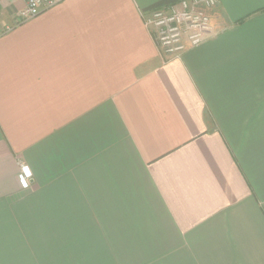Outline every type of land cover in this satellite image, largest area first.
Here are the masks:
<instances>
[{
  "label": "crops",
  "instance_id": "1",
  "mask_svg": "<svg viewBox=\"0 0 264 264\" xmlns=\"http://www.w3.org/2000/svg\"><path fill=\"white\" fill-rule=\"evenodd\" d=\"M176 1H2L0 264H264V0L166 58Z\"/></svg>",
  "mask_w": 264,
  "mask_h": 264
},
{
  "label": "built area",
  "instance_id": "2",
  "mask_svg": "<svg viewBox=\"0 0 264 264\" xmlns=\"http://www.w3.org/2000/svg\"><path fill=\"white\" fill-rule=\"evenodd\" d=\"M22 8L15 16L24 20L45 11L63 0H20ZM218 0H178L142 14L144 26L160 52L178 57L186 49L202 43L212 33L209 10ZM31 171L20 163L18 180L23 188L29 186Z\"/></svg>",
  "mask_w": 264,
  "mask_h": 264
},
{
  "label": "rangeland",
  "instance_id": "3",
  "mask_svg": "<svg viewBox=\"0 0 264 264\" xmlns=\"http://www.w3.org/2000/svg\"><path fill=\"white\" fill-rule=\"evenodd\" d=\"M2 1H4V0H0V11L1 10H3L4 8L2 7ZM13 1H11V3H12ZM15 18V17H14Z\"/></svg>",
  "mask_w": 264,
  "mask_h": 264
}]
</instances>
